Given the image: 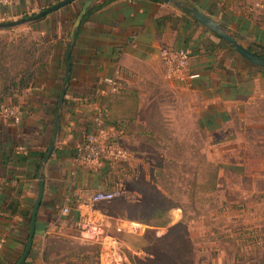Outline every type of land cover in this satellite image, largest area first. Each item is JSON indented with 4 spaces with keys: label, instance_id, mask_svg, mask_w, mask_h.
Listing matches in <instances>:
<instances>
[{
    "label": "crops",
    "instance_id": "obj_1",
    "mask_svg": "<svg viewBox=\"0 0 264 264\" xmlns=\"http://www.w3.org/2000/svg\"><path fill=\"white\" fill-rule=\"evenodd\" d=\"M57 1L10 0L0 9V19L30 15ZM80 1L25 26L41 39L35 47L34 67L42 65V81L3 98L4 103L19 109L23 119L19 125L0 120V264H15L23 252L38 191V170L44 176V192L32 246L23 264H105L102 244L83 237L79 222L86 218L104 217L110 224L107 233L115 237L118 246L139 254L124 237L141 235L147 225L131 221L141 224V231L123 232L127 235L117 238L115 225L130 220H108L99 209L102 201L90 200L95 192L107 190L111 166L105 161L74 162L76 147L102 107L105 113L100 128L117 138L132 140L151 130L147 127L155 111L151 100L186 91L198 100L192 104L200 113L198 124L210 133L209 144L214 145L218 134L230 139L232 118L243 116L248 101L264 93V72L243 62L236 50L189 14L157 0H111L80 26L70 58L71 85L65 94L68 103L62 109L59 135L47 162L40 167L51 138L50 111L60 84L70 20ZM182 1L227 23L230 32L244 37L241 42L246 47L254 41L264 43V27L249 22V16L240 10H233L234 5L241 9L237 0ZM225 11L239 14L238 24L224 19ZM238 26L246 30L238 31ZM131 36L135 37V47L116 52V46ZM165 47L190 51L182 79L167 74L159 56ZM116 72L119 89L112 93L104 79ZM192 74L197 76L191 78ZM161 109L165 113V107ZM64 206L70 210L67 215L62 213ZM175 221L159 229L165 230ZM113 264L130 263L122 252Z\"/></svg>",
    "mask_w": 264,
    "mask_h": 264
},
{
    "label": "rangeland",
    "instance_id": "obj_2",
    "mask_svg": "<svg viewBox=\"0 0 264 264\" xmlns=\"http://www.w3.org/2000/svg\"><path fill=\"white\" fill-rule=\"evenodd\" d=\"M236 3L241 9L234 5L233 10L264 27V0ZM233 13L222 17L238 24L241 16ZM40 42L25 26L0 30V94L17 93L15 82L33 62ZM151 101V130L132 140L113 135L129 155L110 167L106 189L118 184L121 195L99 207L108 220L147 225L141 235L124 237L139 254L106 238L103 262L111 264L113 247L130 264H264V126L258 125L264 124V93L248 101L243 116L232 118L230 139L218 134L214 145L198 124L194 96L170 92ZM157 209L176 220L162 231ZM114 235L127 234L114 230Z\"/></svg>",
    "mask_w": 264,
    "mask_h": 264
},
{
    "label": "built area",
    "instance_id": "obj_3",
    "mask_svg": "<svg viewBox=\"0 0 264 264\" xmlns=\"http://www.w3.org/2000/svg\"><path fill=\"white\" fill-rule=\"evenodd\" d=\"M10 0H0V5L8 3ZM136 41L135 37L131 36L125 44H119L116 46V51L122 53L126 50V46L135 47ZM159 56L162 60L163 65L166 68V72L169 76L182 79V70L188 63L190 57V51L187 49H170L162 48L159 50ZM118 75L116 72L114 76L104 79V83L107 84L108 89L112 93L118 92ZM197 74L190 75L191 78L196 77ZM105 113V108H101L93 118V125H91L90 130L86 133L83 141L76 147V152L74 156V162L76 164H88L94 161H105L108 163L117 162L119 160H125L128 157V151L120 146L114 137L109 133L105 132L100 128V123L102 117ZM0 114L3 116H9L18 122L20 119V111L16 106L10 107L5 104L0 105ZM121 195L120 185L112 187L110 190L97 191L90 196L92 202H109L116 197ZM68 206L62 207V213L64 215L69 214ZM79 222L80 229L82 231L83 237L88 240H95L102 244L103 248L105 245L106 238L111 240V243H116L117 240L114 236L107 233V228L109 223L104 217L99 219H80ZM141 224L131 222V221H121L118 222L114 229L116 232H127V233H139L142 229ZM111 247L110 251L115 253L117 257L119 253L116 254V249ZM104 250H106L104 248ZM107 251V250H106ZM111 259V264L116 262V257Z\"/></svg>",
    "mask_w": 264,
    "mask_h": 264
},
{
    "label": "water",
    "instance_id": "obj_4",
    "mask_svg": "<svg viewBox=\"0 0 264 264\" xmlns=\"http://www.w3.org/2000/svg\"><path fill=\"white\" fill-rule=\"evenodd\" d=\"M74 1L76 0H59L33 14L22 16L19 18H12L9 20H0V30L13 29V28L33 24L39 21L40 19H42L45 15L53 11H56L62 7H65L69 4H72ZM94 1L95 0L82 1L81 8L78 14L76 15V18L74 19L68 34L66 47L64 51L63 81L61 84V88L59 91L57 104L55 108L50 142L40 162V167H42L47 162L49 156L51 155L56 145V141L60 131L63 101L69 86L70 76H71V60H70L71 53L77 38L78 31L81 26V22L88 8L92 5ZM157 1L166 5H173L179 10H181L183 13L189 14L194 20L205 26L210 31L216 33L222 40H224L234 50H236L242 57H244L245 59L256 65L264 66V56H260L256 54L255 52L248 49V47L243 45L241 41L244 40V37L242 35L238 33L230 32V30L227 27H224L219 21L213 19L207 13L199 10L196 6L189 5L188 3L183 2L182 0H157ZM37 179H38V191L31 211L27 241L25 243L21 256L19 257V259L15 264H23L25 262L32 246V241L35 234L38 210L42 201L43 192H44V183H45L44 176L41 174L40 170H38L37 172Z\"/></svg>",
    "mask_w": 264,
    "mask_h": 264
},
{
    "label": "trees",
    "instance_id": "obj_5",
    "mask_svg": "<svg viewBox=\"0 0 264 264\" xmlns=\"http://www.w3.org/2000/svg\"><path fill=\"white\" fill-rule=\"evenodd\" d=\"M111 0H104L102 2H95L93 3L87 10L82 22H81V26L82 24L87 20V18L89 17V15L102 8L104 5H106L107 3H109ZM155 1V0H154ZM75 2V1H74ZM82 5V2L80 1V3ZM81 5H80V8H81ZM65 8L66 10H68V5L63 7ZM80 8L77 9V11H75L72 15V18L70 20V27L74 21V19L76 18V15L78 14ZM217 21H219L224 27H229V25L225 22H222L220 18H217L215 16V18H213ZM252 19L251 17H248V21L250 22ZM196 23L200 24L199 22H197L196 20H194ZM254 21V20H253ZM254 24L256 26L259 27V25H261V23L259 21H254ZM247 25H248V22H247ZM205 27V26H204ZM239 27V26H238ZM243 28V29H242ZM239 27L238 28V31H245L246 29L244 27ZM211 33L213 35H215L216 37H219L216 33L212 32ZM241 35V34H240ZM221 39V38H220ZM222 42H224L227 47H229L230 49H233L229 44H227L224 40L221 39ZM248 49H250L251 51L255 52L256 54L260 55V56H264V43H261V42H258V41H254L252 44L248 45L247 46ZM234 50V49H233ZM117 52V51H116ZM238 56L243 60V62H245L246 64L248 65H253L257 68V70L259 71H263L264 72V66H259V65H256L250 61H248L247 59H245L244 57H242L239 53H237ZM36 64V60H33L32 63H30L27 68L25 70H23V73L20 77V79H18V82L16 83L15 82V86L18 87L17 88V92H20L19 90H22V89H25L27 87H29L30 84H36V83H40L42 81L41 78H39L40 76H42L43 72L42 70H40V66H38V68H35L34 65ZM62 65H63V69H62V72H61V77H60V84H59V87L57 88V93H56V96H55V99L53 100V103H52V109L50 111V121H51V129H50V134L52 133V124H53V118H54V113H55V108H56V104H57V99H58V95H59V90H60V87H61V84H62V81H63V75H64V59L62 61ZM70 85L71 83L69 82V86H68V89L67 91L70 89ZM19 89V90H18ZM66 91V93H67ZM13 92H8L7 94H3L1 93L0 94V105L2 104H5L4 101H3V98H5L7 95L10 96L12 95ZM10 94V95H9ZM67 103H68V99L65 97L64 98V101H63V108H65L67 106ZM22 119H23V116H22V113H20V119L18 122H15L13 118L9 117V116H2L0 114V120L2 122H5V123H12V124H15V125H19L21 124L22 122ZM86 135V134H85ZM85 135H84V138H85ZM83 138V139H84ZM108 163V162H107ZM110 166H111V163H108ZM158 210V209H157ZM156 210V211H157ZM159 211V217H161V223L159 225L161 226H165L166 224H168L169 220L167 218V213H166V210L164 209H160L158 210ZM161 213V214H160ZM158 217V218H159ZM37 218H38V215H37Z\"/></svg>",
    "mask_w": 264,
    "mask_h": 264
}]
</instances>
